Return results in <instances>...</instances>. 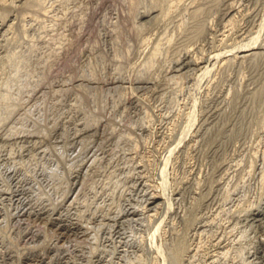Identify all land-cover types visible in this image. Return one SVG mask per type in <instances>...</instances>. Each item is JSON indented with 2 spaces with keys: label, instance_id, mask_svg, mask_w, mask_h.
I'll return each instance as SVG.
<instances>
[{
  "label": "rangeland",
  "instance_id": "1",
  "mask_svg": "<svg viewBox=\"0 0 264 264\" xmlns=\"http://www.w3.org/2000/svg\"><path fill=\"white\" fill-rule=\"evenodd\" d=\"M179 1H0V264H264V0Z\"/></svg>",
  "mask_w": 264,
  "mask_h": 264
},
{
  "label": "bare ground",
  "instance_id": "2",
  "mask_svg": "<svg viewBox=\"0 0 264 264\" xmlns=\"http://www.w3.org/2000/svg\"><path fill=\"white\" fill-rule=\"evenodd\" d=\"M0 1H2V0H0ZM26 1V0H25ZM28 1V0H27ZM177 1V0H176ZM181 1V0H180ZM179 1V2H180ZM194 1V0H193ZM39 2H40V0H39ZM42 2V1H41ZM174 1H172V3H173ZM191 2V1H190ZM189 2V3H190ZM41 5V4H40ZM170 5V4H169ZM177 5V4H176ZM156 6V5H155ZM178 6V5H177ZM187 6V5H186ZM189 6V5H188ZM191 6V5H190ZM194 6V5H193ZM157 7V6H156ZM171 7V6H170ZM42 8V7H41ZM46 8H48V7H46ZM188 8V7H187ZM49 9V8H48ZM151 9H152V7H151ZM174 9V8H173ZM192 9V8H191ZM226 9V8H225ZM145 10H147V9H144V11ZM150 10V9H149ZM181 10V9H180ZM186 10H188V9H186ZM190 10V9H189ZM195 10V9H194ZM148 11V10H147ZM161 11V10H160ZM165 11H166V8H165ZM164 11V12H165ZM185 11V10H184ZM224 11V10H223ZM96 12V11H95ZM143 12V11H142ZM237 12V11H236ZM150 13V12H149ZM145 14V13H144ZM169 14V13H168ZM173 14V13H172ZM193 14V13H192ZM222 14V13H221ZM152 15V14H151ZM161 16V15H160ZM163 16H164V14H163ZM166 16V15H165ZM168 16V15H167ZM225 16V15H224ZM173 17V16H172ZM223 17V16H222ZM229 17V16H228ZM5 18V17H4ZM171 18V17H170ZM169 18V19H170ZM233 18V17H232ZM146 20V19H145ZM150 20V19H149ZM159 20V19H158ZM164 20V19H163ZM223 20V19H222ZM151 21V20H150ZM172 21V20H171ZM13 22V21H12ZM4 21H2L1 23H0V26L2 27V25H4ZM139 24V23H138ZM147 24V23H146ZM150 24V23H149ZM155 24V23H154ZM166 24V23H165ZM11 25V24H10ZM141 25V24H140ZM162 25V24H161ZM7 26H9V25H7ZM6 26V27H7ZM139 26V25H138ZM151 26V25H150ZM163 26V25H162ZM145 27V26H144ZM140 28H142V25H141V27ZM146 28H148V27H146ZM145 28V29H146ZM158 28V27H157ZM156 29V28H155ZM158 30V29H157ZM161 30V29H160ZM148 31V30H147ZM8 32V31H7ZM155 32V31H154ZM4 34V33H3ZM213 34H215V32L213 33ZM212 34V35H213ZM117 36V35H116ZM152 37V36H151ZM157 37V36H156ZM159 37V36H158ZM161 37V36H160ZM213 37V36H212ZM145 38V37H144ZM215 38V37H214ZM147 39V38H146ZM157 39V38H156ZM145 40V39H144ZM149 40V39H148ZM159 40H160V38H159ZM169 40V39H168ZM143 41V40H142ZM205 41V40H204ZM140 42V41H139ZM202 42H203V40H202ZM144 43V42H143ZM153 43V42H152ZM155 43V42H154ZM189 43H191V42H189ZM207 43H208V41H207ZM141 44V43H140ZM159 44H161V43H158V45ZM129 45V44H128ZM142 45V44H141ZM157 45V44H156ZM147 46V45H146ZM192 46V45H191ZM154 47H155V45H154ZM158 47V46H157ZM156 47V48H157ZM161 47V46H160ZM189 47V46H188ZM152 48V47H151ZM252 48H254V46H251V47H247L246 49H243V50H241V52H248V51H250V50H252ZM127 49V48H126ZM129 49V48H128ZM158 49V48H157ZM186 49H192V47L191 48H186ZM154 50H155V48H154ZM196 50V49H195ZM115 51V50H114ZM117 51V50H116ZM130 51V50H129ZM187 51V50H186ZM128 52V51H127ZM196 52V51H195ZM129 53V52H128ZM152 53H154V52H152ZM250 53H251V51H250ZM254 53V52H253ZM180 54V53H179ZM178 54V55H179ZM182 54V53H181ZM187 54V53H186ZM240 54V53H239ZM247 55H248V53H246ZM246 54H244V53H242V54H240V55H246ZM115 55V54H114ZM113 55V56H114ZM120 55V54H119ZM118 55V56H119ZM118 56L116 57V58H118ZM182 56V55H181ZM120 57V56H119ZM122 57V56H121ZM194 57V56H193ZM197 57V56H196ZM245 57V56H244ZM243 57V58H244ZM116 58H114V59H116ZM154 58V57H153ZM202 58V57H201ZM209 58V57H208ZM119 59V58H118ZM198 59V58H197ZM200 60V59H199ZM152 61H154L153 59H152ZM151 61V62H152ZM145 62H150V61H145ZM151 62H150V64H151ZM173 62V61H172ZM190 62H192V61H189L188 59H187V57H184L182 60H180V61H177V66L175 67V70L176 71H181V70H185V68L186 67H188V65L190 64ZM174 63V62H173ZM194 63V62H193ZM209 63V62H208ZM146 64H148V63H145V65ZM176 64V63H175ZM206 64V63H205ZM149 65V64H148ZM152 65V64H151ZM202 65V64H201ZM169 66H171V65H169ZM193 66V65H192ZM196 66V65H195ZM200 66V65H199ZM146 67V66H145ZM148 67V66H147ZM171 68V67H170ZM195 70V69H194ZM182 72V71H181ZM175 76V75H174ZM173 76V77H174ZM182 76V75H181ZM184 76V75H183ZM179 77V76H178ZM118 78V77H117ZM140 78V77H139ZM171 78V77H170ZM115 80V79H114ZM139 80V79H138ZM113 81V80H112ZM139 81H141V80H139ZM148 81V80H147ZM118 84V83H117ZM134 84V83H133ZM131 85V84H130ZM112 87V86H111ZM133 87V86H132ZM146 87V86H145ZM135 88V87H134ZM140 88V87H139ZM149 88V87H148ZM146 89V88H145ZM143 91V90H142ZM96 126V125H95ZM87 127V126H86ZM91 129V128H90ZM92 133V132H91ZM24 134V133H23ZM25 135V134H24ZM31 135H33V133H31ZM78 137V136H77ZM2 138V137H1ZM5 138V137H4ZM79 138V137H78ZM6 139V138H5ZM4 139V140H5ZM23 139V138H22ZM80 141H82V139L80 138ZM1 150H2V148H1ZM9 152V151H8ZM11 152V151H10ZM8 157V156H7ZM9 157H11V156H9ZM12 158V157H11ZM14 160V159H13ZM6 161H7V159H6ZM19 161V160H18ZM17 162V161H16ZM2 163V162H1ZM13 163V162H12ZM5 164V163H4ZM18 165V164H17ZM17 165H15V167L17 166ZM9 166H11V165H9ZM19 166H21V164L19 165ZM89 166V165H88ZM2 167V166H1ZM21 167H23V166H21ZM20 167V168H21ZM135 167V166H134ZM10 168V167H9ZM85 168V167H84ZM26 169V168H25ZM86 169V168H85ZM5 170V169H4ZM139 171V170H138ZM35 172V171H34ZM45 172V171H44ZM9 173V172H8ZM30 173V172H29ZM29 173H27L28 175H29ZM132 173V172H131ZM138 173V172H137ZM16 174V173H15ZM132 174H134V173H132ZM1 175V174H0ZM12 176V175H11ZM31 176V175H30ZM141 176V175H140ZM6 178V177H5ZM4 178V179H5ZM11 178V177H10ZM46 178H48V177H46ZM40 179V178H39ZM2 180V179H1ZM37 180V179H36ZM48 180V179H47ZM75 180V179H74ZM135 180V179H134ZM133 180V181H134ZM6 181V180H5ZM39 181V180H38ZM81 182V181H80ZM84 182V181H83ZM137 182V181H136ZM27 183V182H26ZM8 184V183H7ZM70 184V183H69ZM75 184V183H74ZM140 184V183H139ZM138 184V185H139ZM19 186V185H18ZM140 186V185H139ZM143 186V185H142ZM12 187V186H11ZM29 187H31V186H29ZM28 187V188H29ZM43 187V186H42ZM53 187V186H52ZM58 187V186H57ZM134 187V186H133ZM141 187V186H140ZM144 187V186H143ZM148 187V186H147ZM78 188V187H77ZM20 189V188H19ZM18 188H16L15 190L16 191H18L19 190ZM22 189V188H21ZM31 189H32V187H31ZM39 189V188H38ZM54 189V188H53ZM2 190H3V187H2ZM5 190V189H4ZM144 190V189H143ZM148 190V189H147ZM0 191H1V189H0ZM8 191H9V189H8ZM11 191V190H10ZM31 191V190H30ZM78 191V190H77ZM146 191V190H145ZM156 191V190H155ZM143 192V191H142ZM141 192V193H142ZM23 191H18L17 193H16V195L17 194H19V196L17 197V201L18 202H20V201H22L25 197V195L23 196ZM145 194V193H144ZM144 194H143V196H144ZM153 194V193H152ZM158 194V193H157ZM50 195V194H49ZM140 195V194H139ZM142 195V194H141ZM64 196H65V194H64ZM156 196V195H155ZM155 196H154V194L153 195H147V197L145 198V200H147L148 201V204H151L153 201H155ZM10 197H11V195H10ZM42 198V196L40 195L39 196V198ZM73 197V196H72ZM15 198V197H14ZM35 198V197H34ZM63 198V197H62ZM66 198V197H65ZM7 199V198H6ZM9 200H10V198H8ZM12 199H13V197H12ZM30 199V198H29ZM72 199V198H71ZM74 199V198H73ZM142 199V198H141ZM25 200V199H24ZM24 200H23V202H24ZM62 200V199H61ZM139 200V199H138ZM3 201V200H2ZM12 201V200H11ZM33 201V200H32ZM142 201V200H141ZM146 201V202H147ZM1 202V201H0ZM37 202V201H36ZM11 203V202H10ZM158 203V202H157ZM16 204H18V203H16ZM26 204H27V202H26ZM67 204V203H66ZM72 204V203H71ZM3 205V204H2ZM15 205V204H14ZM20 205H21V203H20ZM28 205V204H27ZM31 205V204H30ZM111 205H112V203H111ZM114 205V204H113ZM133 205V204H132ZM155 205V204H154ZM29 206V205H28ZM49 206V205H48ZM142 206V205H141ZM150 206V205H149ZM156 206V205H155ZM10 207V206H9ZM32 207V206H31ZM47 207V206H46ZM75 207V206H74ZM133 206H130V207H128L125 211H126V215H134V214H137L138 212L136 211V209H135V207H133ZM157 207H158V205H157ZM156 207V208H157ZM7 208V207H6ZM17 208H19V205H18V207ZM25 208H26V206H25ZM29 208V207H28ZM28 208H27V210H28ZM49 208V207H48ZM109 208V207H108ZM154 208V207H153ZM46 209V208H45ZM118 209V208H117ZM152 209V208H151ZM155 209V208H154ZM220 209V208H219ZM229 209V208H228ZM8 211H9V209H7ZM6 210V211H7ZM18 210V209H17ZM23 209H21V211H22ZM35 210V209H34ZM54 210V209H53ZM109 210V209H108ZM143 210V209H142ZM14 211H15V208H14ZM18 211H20V209L18 210ZM24 211V210H23ZM31 211V210H30ZM41 211V210H40ZM52 211V210H51ZM116 211H119V210H116ZM222 210H220V212H221ZM229 211V210H228ZM29 212V211H28ZM32 212V211H31ZM39 212V211H38ZM103 212V211H102ZM264 212V211H263ZM22 213V212H21ZM20 213V214H21ZM26 213H27V211H26ZM33 213V212H32ZM35 213V212H34ZM43 213V212H42ZM106 213V212H105ZM120 213V212H119ZM8 214V213H7ZM12 214V213H11ZM23 214V213H22ZM40 214V213H39ZM124 214V213H123ZM3 215H5V214H3ZM50 215V214H49ZM80 215V214H79ZM116 215V214H115ZM115 215H114V217H115ZM120 215V214H119ZM248 215V214H247ZM10 216V215H9ZM44 216V215H43ZM57 216V215H56ZM261 216H262V213H261V210H260V212H259V210H258V212H253L252 213V218L254 219V220H259L260 218H261ZM37 217V216H36ZM41 217V216H40ZM82 217V216H81ZM124 216H122V218H123ZM189 217V216H188ZM192 217V216H191ZM5 218V217H4ZM8 218V217H7ZM46 218V217H45ZM58 218V217H57ZM102 218H103V216H102ZM130 218H132L133 219V217H129V218H127L126 219V221L128 220V219H130ZM190 218V217H189ZM247 218V217H246ZM21 219V218H20ZM134 219H137V218H134ZM25 220V219H24ZM27 220V219H26ZM65 220V219H64ZM118 220V219H117ZM120 220V219H119ZM131 220V219H130ZM191 220H193V219H191ZM262 220V219H261ZM7 221V220H6ZM9 221V220H8ZM18 221V220H17ZM23 221V220H22ZM30 221V220H29ZM100 221V220H99ZM123 221H125V220H121L120 222H123ZM14 222V221H13ZM105 222V221H104ZM204 222V221H203ZM18 223V222H17ZM27 223V222H26ZM49 223V222H48ZM100 223V222H99ZM124 223V222H123ZM208 223V222H207ZM3 224V223H2ZM11 224V223H10ZM16 224V223H15ZM14 224V225H15ZM19 224H20V222H19ZM44 224V223H43ZM103 224V223H102ZM107 224V223H106ZM129 224V223H128ZM192 224V223H191ZM5 225V224H4ZM108 225V224H107ZM113 225V224H112ZM8 226V225H7ZM97 226H99V225H97ZM109 226V225H108ZM123 226V225H122ZM58 227V226H57ZM128 227V226H127ZM192 227H194V226H192ZM191 227V228H192ZM4 228V227H3ZM121 228V227H120ZM120 228H118V229H115V234H116V241L115 242H117V244L118 245H120V246H124V245H126V243L128 242V239H127V237L126 236H123L122 235V232H121V229ZM126 228V227H125ZM97 229V228H96ZM98 229H100V228H98ZM113 229V228H112ZM232 229V228H231ZM85 230V229H84ZM124 230V229H123ZM194 230V229H193ZM208 230V229H207ZM81 231V230H80ZM79 231V232H80ZM82 231H83V229H82ZM113 231V230H112ZM1 232V231H0ZM86 232H87V230H86ZM111 231H109V233H110ZM63 234V233H62ZM70 234V233H69ZM111 234V233H110ZM109 234V235H110ZM113 234V233H112ZM111 234V235H112ZM195 234V233H194ZM200 234V233H199ZM107 235V234H106ZM110 235V236H111ZM3 236V235H2ZM1 236V237H2ZM6 236V235H5ZM89 236V235H88ZM110 236H108L109 237V239L112 237H110ZM214 236V235H213ZM219 236V235H218ZM4 238V237H3ZM85 238H86V236H85ZM132 238V237H131ZM130 238V239H131ZM210 238V237H209ZM132 239H134V238H132ZM108 240V239H107ZM112 240V239H111ZM115 240V239H114ZM262 241H263V239H262ZM214 242V241H213ZM108 243V242H107ZM132 243V242H131ZM128 245V244H127ZM116 246V245H115ZM202 246V245H201ZM118 247V246H117ZM117 247H113V248H117ZM125 247V246H124ZM208 247V246H207ZM264 247V246H263ZM122 249H123V247H121ZM121 249V250H122ZM252 249V248H251ZM114 250V249H113ZM264 251V250H263ZM115 255V254H114ZM211 255V254H210ZM217 257V256H216ZM260 257V256H259ZM118 259H120V258H118ZM122 259V258H121ZM219 260V259H218ZM66 262V261H65ZM214 262V261H213ZM128 263V262H127Z\"/></svg>",
  "mask_w": 264,
  "mask_h": 264
}]
</instances>
